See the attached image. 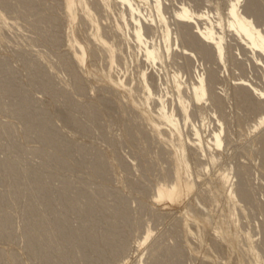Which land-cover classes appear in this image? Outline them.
Here are the masks:
<instances>
[{
  "label": "rangeland",
  "instance_id": "rangeland-1",
  "mask_svg": "<svg viewBox=\"0 0 264 264\" xmlns=\"http://www.w3.org/2000/svg\"><path fill=\"white\" fill-rule=\"evenodd\" d=\"M29 1L30 5L18 6L16 1L8 2L11 3L8 5L6 0H0V16L4 21L0 39V87L10 89V93L5 94L0 89V125L3 124L1 128L7 132L0 135V229L4 227L6 233L3 236L0 234V264H44L37 250H31L26 242V235L29 234L25 230V223L32 217L26 216L25 205L27 200L34 199V195L13 191V179L3 169V165L8 163L18 171L17 180L21 186L31 187L39 177L45 180L46 191L42 193L50 200L48 207L51 203L55 207H49L48 214L51 213L56 222L54 224L49 214L48 220L53 223L48 222V227L55 225L58 229H55L54 234L50 231L55 227L52 230L48 228L51 238L66 223L65 226L75 229L66 227V230L62 226L61 232L65 230L66 233H59L58 236L66 237L69 232H78L69 233L66 242L65 237L62 238H65L64 241L60 236L54 238V245L58 247L53 246L52 262L56 263L58 257L59 261L62 260L56 249L63 247L60 251L63 254L65 251V259L57 264H139V261L146 264L151 251L157 246H162L157 252L161 260L168 258V250H177V263L173 262L176 264H264V124L253 128L258 118L264 115V108L258 111L253 109L242 97L235 95L232 88L239 80H246L264 90V64L253 67L248 61L251 55L244 52L237 55L229 33H225L227 49L224 62L197 55L198 62L207 69L205 73L209 71L213 75L211 88L218 98L199 103L196 111L191 110L192 121H189V125L187 123L186 133L192 137V131L188 130L193 125L199 126L204 119V123L209 125V130L206 129L208 132L205 130L203 134V138L207 139L218 125L214 122L220 120L225 127L224 146L214 151L216 159L211 166L189 143L188 155L191 154L189 157L197 182L195 188L184 189L173 200H158L155 198L157 188L163 184L170 185L173 181L171 157L177 143L172 137L173 143L166 144L163 138L152 131L147 117H155L158 97L161 95L165 96L168 110L177 107L172 87L164 90V85L162 89L154 85L151 88V100H154H150L149 105L142 102L144 91L140 82L141 72L153 74L155 70L142 61L143 57L134 52L136 50L133 47L128 52L125 49L127 46L119 40L121 38L115 35L112 38L113 34L118 36L112 31L117 7L112 9L114 13L108 11L105 15L96 4L98 0H86L91 2L90 7L101 23L107 41L119 43L123 50L121 54L116 53L115 63L110 69L104 50L98 49L100 47L90 37L93 28L82 17L80 7L75 10L76 20L70 22L64 12L63 0ZM162 1L168 4L167 11L170 13L172 9L180 8V4H187L198 15H211L210 21L199 20L201 27L205 23L216 26L217 19L226 26L228 0ZM136 3L142 5L140 0H136ZM13 4L18 5L16 7ZM239 10L253 20L258 29L264 31V0H240ZM29 11L35 12L33 16L28 14ZM218 31L221 29L218 28ZM73 33L77 41L87 48L84 62L80 65L70 62L75 52L70 42ZM190 52L187 50V53ZM39 59L43 62L40 66L36 64ZM131 59H134L133 62ZM179 62L182 61L174 57L153 68L162 75L168 71L170 76L181 71ZM70 69L74 72L71 73ZM188 69L193 70L191 65ZM181 72L180 81L191 80L189 72ZM108 73L122 84L115 86L110 83L106 78ZM73 74L78 78L73 77ZM148 81L151 82L150 79ZM21 102L25 103L24 106ZM36 121L48 128V136L41 133V125L35 124ZM213 123L217 125L213 126ZM160 129L168 132L165 125H160ZM224 173L228 175V180L224 178ZM185 176L182 174V178ZM66 181L72 187L69 184L68 194L62 195L60 183ZM100 191L102 193L97 197L96 192L99 194ZM66 201H75L77 206L72 205V209L76 210H69ZM90 203L92 206L95 204L97 210L90 209L94 213L87 216ZM103 205H108L107 209L117 208L118 205L124 208L125 220L113 227L111 223L116 214L113 215V208L107 211ZM82 207L84 211L88 210L85 216ZM45 208L39 211V216H45ZM117 210L118 214L123 212ZM3 217L8 219L5 226ZM183 217H187L186 226L181 220ZM58 221L65 223L59 222L60 226ZM89 221L96 227L93 235H97V238L102 232L112 230L108 227L116 228L118 232L114 229L115 232H120L119 238L124 243L122 253L108 256L102 245L100 248L103 252L96 254L94 250L95 256L93 249L96 246L87 248L91 246L90 243L78 242L83 232L92 230ZM77 227L84 228L83 232L80 230L83 235ZM188 228L190 231L186 230ZM87 233L92 235L91 231ZM37 235L33 234V237ZM73 235H78V238L73 237L78 239L76 245L72 237L74 245H70V236ZM110 245L103 247L111 248L113 244ZM85 252L86 256H91L87 257L90 263L86 262Z\"/></svg>",
  "mask_w": 264,
  "mask_h": 264
},
{
  "label": "bare ground",
  "instance_id": "bare-ground-1",
  "mask_svg": "<svg viewBox=\"0 0 264 264\" xmlns=\"http://www.w3.org/2000/svg\"><path fill=\"white\" fill-rule=\"evenodd\" d=\"M14 1L19 3V5L13 4L15 6L16 5L20 6V4L21 5H23V4L30 5L29 0H6L8 5L11 4L8 2H14ZM140 2H142V5L136 3V0H98V2L96 4L104 13L105 12L107 13L108 11L110 13V11H112L113 8L117 7L118 13L115 11L117 13V14L115 13L116 17H117V18L115 17L116 18L115 19L116 20L115 25L113 24V22L112 23L110 22V23H111V25L112 24L114 25V27H113L114 29L113 30L111 29V30L113 31V33L114 32L117 33L118 36H116V34H113V37H112V35H110V36L112 38H114V35H115L116 38L117 37L121 38L119 40H121L122 45L127 46V48H125V49H128V52L133 47V49H135L136 51H134V50H132V51H134L138 54H141V56L143 57V58L141 57L143 59L142 61H145L146 63H148L149 67L150 66L152 67L151 70H155L154 71L155 73H153V74L152 73L148 74L145 71L141 72L140 82H141V85H142V88L144 91V98H143L142 102H144V104H147V105L150 104L151 96L153 94L152 89H151L152 86L153 87L157 86L159 89H162L161 87L164 85V90H166L168 87H172L171 90H173L172 92H174V94H175V95L173 94L175 96L173 98L177 102L176 108L174 107L171 110H168V108L166 107L167 101L164 100L165 96L163 97L161 95L158 97V103H157L158 108H157L155 117L154 118L150 117V116L147 117V120H148L149 124L151 125L152 131L156 135H158L160 138H163L165 140L166 144L167 143H170V144L173 143L172 137L175 138V141L177 143V144H175L176 147L174 146L175 151L172 153V157H171V164H172L171 176H172L173 181L171 182L170 185L163 184V185L159 186L156 190V195H155V198L158 200H161L162 198H167L169 200H173L176 197L180 196V193L184 189L193 190V188H195V186L197 184L195 177H194V172L192 171V169H194V168H192L193 162L191 161V159L189 157L191 154L188 155V153L190 152L189 143H192L195 150H197L199 152L198 155H201L203 159L207 160L206 164H208V165L210 164L211 166L213 164V161L216 159L215 155H214V151L220 149L221 147L223 148V146H224V137H223L224 134L223 133H225L224 132L225 127L223 126V123L220 120H216L217 122H214V123H218V125L213 123L214 124L213 126L217 125V127L213 128V130L211 131V134H209V137L207 139L203 138L204 137L203 134H204V131L206 129L209 130V125H207V123L206 124L204 123V119H202V122L199 126L193 125L192 129L188 130V131H192V133H191L193 135L192 137L188 136L189 133H188V135L186 133L187 132L186 129L188 128L187 123L189 125V121L191 120L190 119L191 118V110L196 111V108H197L199 103L207 102V101H209V99L218 98L216 96L217 93H214L213 92L214 89L212 90V88H211V86H213V85H211L212 84L211 82L213 80V75L209 71L205 73V71L207 69L205 70V68L203 67V64L198 62L197 55L200 54L203 57L205 56L206 59L209 57H213L215 60L223 61V59H225V58H223L224 54H226L225 50L227 49L226 48V43H227L226 37H227V35L225 33H229V34H231L230 40L234 41V43H235V46H236L235 49L238 52V53H236L237 55H241V52H244L245 54L251 55V57H249L250 59L248 61H250V65L253 67L258 66L259 64H264V31L260 30V28L258 29L257 26L255 25V23L253 22V20H251L248 16H244L240 12V10H239L240 9V0H228L227 1V3H229V5L227 8L228 9L227 10L228 16H227V20H226L227 21L226 26H224L222 24V21L220 19H217L216 20V26H214L212 24L208 25L207 23H205L204 27L200 26L201 23L199 24V20L202 19V20L210 21L211 15H208L207 13H201L200 15H198V13H196L195 10L192 9V7L190 5H187V4L181 5L180 4V6H181L180 8L179 7H178V9L174 8L175 10L174 9H172L173 11L170 10L171 11V13H170L169 11H167L169 9L167 7L168 4H166V2L164 3L162 0H140ZM90 3H88L86 0H63L64 12L66 13V16H68L69 21L73 22L76 20V16H77L75 10L77 7H80V10L83 13L82 17L87 22H89L93 28L90 37L93 39V43L96 42L97 45L100 47V48H98V46L95 45V46H97L98 49L102 48L104 50V53L106 54V56L108 58L107 60H108L109 67L111 69L115 63L116 53L119 52L121 54V52L123 50L118 45L119 43L116 44L115 42H108L107 41V39L105 38V36L102 32L104 29L102 28V25L98 21V19H96L95 14L92 11L93 9L90 7ZM112 12L114 13V11H112ZM33 13H35V12H33ZM33 13H32V11L28 12V14L29 15L32 14V16H33ZM106 13H105V15H106ZM105 17H108V16H105ZM3 22H4L3 17L0 16V39H1L2 26H4ZM42 22H44V21H42ZM110 28H112V27H110ZM218 28L221 29V31H218ZM225 28H226L225 32L222 31ZM45 29H46V26H45ZM156 33H158V35H155ZM110 34H112V32ZM229 34H228V36H229ZM72 35H73V37H72L70 42H71L72 47L75 48V49H73V50H75V52L73 51L74 57L72 59V60H74V63L72 60L70 62H71V64L80 65L84 62L85 55L87 53V48L82 46L80 44V41H77L76 37L74 36V33ZM154 35L157 37L155 38ZM111 40H113V39H111ZM115 41H116V39H115ZM187 50H191V52L187 53ZM136 53H135V56H137ZM133 56H134V54H133ZM173 56L178 57V59H180L182 61V62H179L178 68H180L181 71H183V72H187V74L189 72V76H190L191 80L186 81V82L180 81V79L182 77V75H181L182 72L178 69H177L178 71L175 74L173 73V75L171 74L170 76H168V73H169L168 71H165L166 73H163L164 75H162V74H160L158 69L153 68L159 63L162 64L166 60H171L172 58H174ZM251 58H253V59L251 60ZM131 60L133 62L134 59H131ZM253 60H255V62ZM218 61H217V63H218ZM251 61H253V63ZM41 62L42 61L39 59V61H37L36 64L38 66H40L43 63V62L42 63ZM135 62H137V61H135ZM196 62L198 63V65L196 64ZM125 63L127 64V60ZM194 63L197 66L194 65ZM190 65L193 68V70L188 69V67ZM224 67H225V65H224ZM70 70L72 71L71 73L74 72V70H72V69H70ZM73 75H74L73 77L76 76L75 78H78L76 74H73ZM111 77L112 76L109 73L106 76V78L108 79V81H110V83L112 82L115 86L122 84L121 81H119V80H118L119 82L115 81ZM149 79L151 80V82L148 81ZM79 80H80V78H79ZM76 82H79V81L76 79ZM151 83H153V85ZM75 85H78V83H76ZM232 88H233L234 94L242 97V99L245 100L248 103V105L252 106L253 109L258 111V110L264 108V90L258 89L256 86H254L253 84H251L249 81H246V80H242V81L239 80V82L234 83V86ZM0 89H1V92H3L4 94L10 93V89L6 86H2V87H0ZM222 92L223 91H221V93ZM152 100H154V99H152ZM171 100H173V99H171ZM21 104H23L22 106H24L25 103L21 102ZM91 113L92 112H90V114ZM26 119H29V117ZM209 119H211V118H209ZM209 121L210 120H208L207 122L209 123ZM35 124H37V125L40 124L41 125V127H40L41 133L46 134L48 136V130H47L48 128L45 125H42L39 121L38 122L36 121ZM263 124H264V115H262V117L258 118V120L254 124L253 128L257 129L260 126H262ZM2 125L3 124L0 125V135L7 133L5 128H1ZM160 125H162V126L165 125L168 128V132L167 133L162 132L163 129H160ZM186 126H187V128H186ZM2 127H4V126H2ZM5 127H6V125H5ZM210 127H211V124H210ZM189 129H190V127H189ZM254 129H252V130H254ZM7 130H8V128H7ZM60 146H62V145H60ZM199 157H198V159H199ZM203 168L205 169V167H203ZM3 169H4L6 174H8L12 177L13 180H12L11 184L13 186V191L15 193L19 194L21 192L22 194H27V192L28 193L30 192L29 193L30 195L31 194L34 195V197H33L34 199L27 200L26 205H25L26 216H28L30 218L32 217L31 218L32 220L28 219L29 221H27V224L25 223V228L27 227L25 230H28L27 233L29 234V235H26L27 236L26 242H27L29 248H31V250H33V249L37 250L39 258L41 260L43 259L44 264H54L55 262H52L53 258L51 256V254H53L52 249L58 247L57 245H56L57 247L54 245V240H55L54 238L57 237L58 236L57 234H59V233L65 235L64 233H62V232H65V230H63L62 232H61V230H62V226L65 227L64 229H66L67 226H65V225H67V223L64 224L65 221H63V222L58 221L57 222L58 225H60V224H64V225H62V226L60 225L61 228L58 227L61 229V230L59 229L60 230L59 233H56V236L52 234V237L53 236L54 237L51 238L50 233L53 232L55 234V232H56L55 229H57V228L55 227V225H51V227H50L51 230H52V227L53 228L55 227L53 229L55 231L52 230L49 233V230H48L49 225L48 224L49 223L52 224L54 222L53 221L54 218H53V215H51V213H49L51 215V216H49L48 208L51 207L50 209H52L53 207L51 204H53V203H51L48 207V201L50 202V200H48L49 198H47L46 196L44 197L43 193H44V191H46L45 180H43L42 178L39 177L34 181L33 186H31V187L21 186V184L17 180L18 171H16L14 169L12 164H10V163L4 164ZM208 169H209V166H208V168L206 167V171ZM182 174L186 175V176L184 178H182ZM224 178L226 180H228L229 177H228V175H225V173H224ZM64 182H65V180H64ZM64 182L60 183V185H62V188L59 186V188H61V194L62 195H64V194L66 195V193H67L66 191L68 190V185L69 184L71 185V183H69L68 181H66V183H64ZM67 182H68V184H67ZM71 187H72V185H71ZM71 187L69 186V189H71ZM48 190H49V188H48ZM34 191H36V192H34ZM101 191H100V193L98 192L99 194H97V192H96L97 197L102 193ZM32 192H34L35 194ZM231 193H233V192H231ZM83 194H84V191H83ZM64 198L67 199L66 196H64ZM59 200H61V199H59ZM75 201H73V202L72 201L71 202L66 201L67 202L66 204H69V206H70L69 210H72V211L76 210V208H74V210L72 209L74 206L75 207L77 206L75 204L76 203ZM195 201H196V199H195ZM72 205H73V207H72ZM90 205H91V203H90ZM90 205H88L90 213H88L89 215H87V216H90V214L94 213L91 210H93V211L97 210V208L95 207L96 206L95 204L93 206L96 209H94V208L92 209L93 206L91 205V207H90ZM104 205H103V207H105V209H107L106 206H108V205H106V206H104ZM119 205H120V203H119ZM119 205L117 206V208H115L116 206L114 208H115V210H117V209L123 210V212H120V214L116 213V211L114 210L113 207L109 206L110 208H108L109 210L111 208H113L111 211L114 212L113 215L116 214V216L113 217L114 221L112 220L113 222L111 223V224H113V227L117 226L116 225L117 222L119 223L122 220H125L126 214L124 212V208L121 207L122 208L121 209L119 207ZM44 207L47 208V209L45 208V210H47L46 211L47 213L45 212V216L41 217V216H39L38 213ZM66 207H68V206H66ZM78 207H77L78 212H80V207L79 208ZM103 207H102V209H104ZM84 209H85V207H84ZM108 209H107V211H109ZM66 210H67V208H66ZM81 210H83V207L81 208ZM85 211L88 212L87 209ZM85 211L83 212L84 216L87 214V212H85ZM52 212L54 213L55 211H52ZM84 213H86V214H84ZM187 213H188V211H186V214ZM79 215H80V213H79ZM48 216H49V218L52 217L53 222H49ZM3 218L4 219L2 222L5 226L8 219H7V217H3ZM57 219H60V217H58ZM26 220H27V217H26ZM88 220L94 221L91 219H88ZM181 220H183L184 226H186L187 225V217L186 218L183 217V219H181ZM90 221H89V224H92V222L90 223ZM188 221H189V219H188ZM59 222H62V223L59 224ZM109 222H111V221H109ZM109 222H107L108 226L110 225ZM55 223L56 222H54V224ZM188 225L190 226V224H188ZM56 226H57V224H56ZM92 226H93V224H92ZM92 226L90 225L89 228L92 230L94 229V230L92 231V230L88 229V230H86V232H83L84 228H82L83 231H82V229H79L78 227H77L78 229L76 228L80 234H82L81 232L84 233V235L82 234L83 235L82 237L79 236V238L81 237V240L78 241V239L76 240L73 238L75 236L78 238V235L70 236V238L72 237L74 239L73 240L74 242L75 241L76 242L82 241V243H85V244L87 242V245H89L88 243H90L91 246H88L87 248H90V247L92 248L93 246L97 247V245H99V248H96V247H95V249H93L94 247L92 248L93 251L96 250V254H100L103 252V250H105V253L106 252L109 253L108 256H110V254H111V256H117L121 251H123L124 243H123V240H121L119 238L120 232H119V234L116 233V232H118L116 230V228L108 227V228H110L109 230H111V229L112 230L109 232L106 231L108 233L102 232L103 235L100 233L102 236L99 235V237L97 238L96 237L97 235H93L95 233L96 227L93 226L94 228H92ZM95 226H97V224H95ZM69 227H67V229H70V230L72 228L75 229V227H72V228H69ZM85 228L87 229L88 227H85ZM189 228L186 230H189ZM114 229L116 230V232ZM0 230H1L0 234H2V236L6 234L4 227L1 228ZM80 230H81V232H80ZM57 231H58V229H57ZM87 231L88 232L91 231L92 235H91V233H87ZM69 233H68V236H69ZM71 233L78 234V232L74 233V231H72ZM85 233L87 235H85ZM33 234H38V235H37V237H33ZM96 234H99V233L96 232ZM59 236H60L61 240L64 241V239L66 238L65 242L67 241V237H68L67 234H66V237L63 236V237H65L64 239H62L63 238L62 235H59ZM72 238L70 239L71 243L68 240V243H70V245H74V243L72 242ZM76 242H75V245L77 244ZM112 242H115V244ZM110 244H113L111 248L108 247L109 248L108 249L107 247H105L107 249H104L103 246H109ZM53 246H54V248H53ZM101 246H102L103 250L100 248ZM161 247L162 246H157L155 249H153L151 251L149 258H148L150 264H176L177 261H175V259L177 258L176 256L179 255V254H177V250H175V249H173V251H171V249L168 250V253H170V255H167L168 258L166 257V259L161 260L159 257H157V252L159 249H161ZM60 248L62 249L63 247H60ZM60 248L56 249L55 251L61 257L62 260L59 261L60 258L58 257L57 258L58 261L55 264H57L58 262L60 263L63 261V259H65V258H63V256L65 255V251L63 254V251H60L61 250ZM98 249L102 250V251L99 252ZM89 250L91 251V249H89ZM97 251L99 253H97ZM83 254L85 255L84 257L86 259V262L90 263L91 261H88V258L91 257L89 255V253H88V255L90 257L86 256V252ZM83 254L81 255V257L83 256ZM93 254H95V251ZM96 254H95V256H96ZM50 258H52V260ZM89 260H91V259H89ZM149 262L147 261L146 264H148ZM173 262H176V263H173ZM105 264H110V262H107ZM139 264H145V263L139 261Z\"/></svg>",
  "mask_w": 264,
  "mask_h": 264
}]
</instances>
